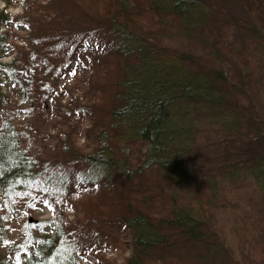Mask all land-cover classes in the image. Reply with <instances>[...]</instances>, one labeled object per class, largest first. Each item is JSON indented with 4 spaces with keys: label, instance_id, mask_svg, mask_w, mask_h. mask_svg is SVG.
Wrapping results in <instances>:
<instances>
[{
    "label": "trees",
    "instance_id": "1",
    "mask_svg": "<svg viewBox=\"0 0 264 264\" xmlns=\"http://www.w3.org/2000/svg\"><path fill=\"white\" fill-rule=\"evenodd\" d=\"M61 4L60 8H44L46 22L52 19L63 24L68 15L80 25L87 22L83 25L86 39L83 30L71 31L67 36L66 28L58 27L52 36L56 35L57 41L47 42L55 46L68 44L69 40L75 43L80 36L86 42L82 46L78 42L76 51L86 60L83 64L78 58L83 67L77 80L82 100L76 98L70 106H58L56 116L59 120L73 117L77 132L70 123L63 126L56 139L57 155L44 154L43 158L12 121L4 123L0 129V211L3 200L42 191L47 194L46 190L54 187L60 197L77 193L70 195V201L84 206L89 217L99 214L105 227L119 222L130 230L132 252L124 264H227L233 257L236 260L231 251L221 249L215 217L203 205L213 207V198H226L225 183L243 174L255 182L264 203V133L259 128L263 120L258 107L246 98L249 81L242 70H233L220 60L198 58L188 50L162 48L156 45L157 36L153 38L147 30L170 17L197 34L195 29L207 25L211 17L206 2L70 0L64 2L65 7ZM258 6L264 10L263 2ZM130 7L143 18L141 23L132 24L136 29L129 26ZM99 8L102 19L96 17ZM90 21L92 25H88ZM9 23L10 16L0 10V24ZM167 26L169 23L159 32ZM5 41V33L0 32V52ZM20 67L15 58L9 63L0 62V73L16 80ZM85 84L89 88L86 94ZM4 98L0 86V110ZM201 120L238 137L240 146L233 154L232 170H227L226 160L232 154L227 149L221 174L213 171L200 175L196 165L199 152L194 144ZM242 125L252 128L251 136H238ZM79 133L86 144L80 143ZM150 171H158L174 188L173 208L169 211L152 214L142 208L143 203L155 200L154 194L164 192L162 186L154 188L147 183ZM219 179L225 189L219 187ZM180 193L192 196L185 194L186 199L179 204ZM193 195L207 196L205 203ZM5 217L0 216V238L4 241L0 264H6L8 254H24L22 264H69L87 243L82 241L84 235L77 236L82 232L76 234L72 226L60 229V224L50 234L29 232L14 243L2 235ZM174 232L185 237L184 246L188 248L179 260L172 252L178 244Z\"/></svg>",
    "mask_w": 264,
    "mask_h": 264
},
{
    "label": "rangeland",
    "instance_id": "2",
    "mask_svg": "<svg viewBox=\"0 0 264 264\" xmlns=\"http://www.w3.org/2000/svg\"><path fill=\"white\" fill-rule=\"evenodd\" d=\"M69 1L0 0V10H5L10 16L8 26L0 24V32L5 33L6 38L4 50L0 52V62L9 63L15 58L22 66L16 80L5 73H0L1 91L5 94L0 110V129L5 122L12 121L21 136L23 135L33 144L43 158L44 154L57 155L54 153L56 139L63 126L70 123V126L76 128V132L78 128V124L73 122V117H60L59 120L56 116L58 106H70L72 100L76 98L82 100L83 96L78 92L77 80L80 79V72L83 69L82 63L84 64L86 60L85 55L82 56L76 51L79 50L78 42L80 46L86 42L82 36H80L81 40L78 39L75 43L69 40L68 44L62 42L55 46L48 45L47 42L57 41L56 35L52 36L59 31L58 27L66 28L67 36L71 31L83 30L86 39L87 32L83 25L87 22L80 25L75 17L68 15L67 10L68 17L63 24L52 19L47 22L44 20L46 6L60 8L61 3ZM204 1L211 17L207 25L195 29L197 34L193 33V28H186L179 20L170 17H164L158 27L154 26V29L148 27L147 30L153 38L154 35L157 36V39H154L156 45L162 48L188 50L198 58L220 60L233 70L235 68L242 70L249 81L248 87L246 86V98L258 107L263 120L259 128L264 133V10L258 6L260 2L264 4V0ZM96 15L99 19L103 18L100 8ZM128 20L129 26L133 28L132 24L141 23L143 18L130 7ZM168 23L169 26L159 32V28ZM92 24L90 21L88 25ZM256 34L261 37H256ZM67 49L70 50L67 52ZM20 51L21 57H18ZM84 86L86 94L89 88L86 84ZM201 121L199 138L194 144L195 151L199 152L196 165L200 175L210 174L213 171L221 174L222 160L226 156L227 149H231L232 152L226 160L229 164L227 170H232L234 168L232 162L235 159L233 154L240 146L238 137L226 135L217 128V125L214 127L205 120ZM250 129L252 128L242 125L238 136L246 137L248 133L251 136ZM77 137L80 143L86 144L87 141L81 133L77 134ZM262 148L264 149V144ZM241 157L247 158L246 155ZM243 175L235 176L231 182L225 183L228 188L224 191L226 198L220 196L213 198L216 202L215 206L210 207L207 204L203 206L207 213H213L214 225L221 230H215L221 249L225 247L227 252L231 251V256L237 257L236 260L233 257L234 262L229 260L227 264H257V262L264 264L262 260L264 258L263 195L258 192L255 182L248 175ZM199 179L203 178L199 176ZM146 180L154 188L162 186L164 192L158 196V193L154 194L155 200L150 204L143 203L142 208L152 214L173 208L174 188L164 181L159 172H148ZM218 183L221 189H225L220 179ZM199 184L198 182V188ZM46 192L47 194L42 191L29 197L3 200L0 216L6 215V227L2 235L9 241L18 243L29 232L40 235L50 234L56 224H60V229H68L72 226L76 234L77 231L82 232L77 236L84 235L85 240L82 241L87 243L78 250L77 257L69 264H124L132 252L131 232L127 227L122 226L118 221L105 227L99 214L97 217H89L84 206L79 203L75 205L70 201V195L77 193L60 197L54 187L47 189ZM185 194L192 196V193H180L177 197L179 204L186 199ZM193 196L196 199L202 198L203 203L207 198V196ZM57 211H61L58 216ZM174 237H178L176 241L178 244L172 248V252L176 260H179L178 256L184 255L188 248L184 246L185 237L179 232H174ZM79 246H82L81 241ZM0 247H4L1 238ZM7 256L6 264H22L21 260H24V254L21 257L15 254ZM253 258L256 262H252Z\"/></svg>",
    "mask_w": 264,
    "mask_h": 264
}]
</instances>
